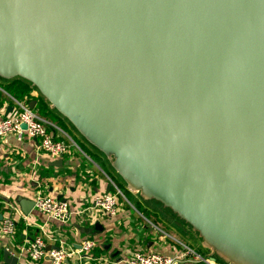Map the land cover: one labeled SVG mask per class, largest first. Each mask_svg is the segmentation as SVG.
Masks as SVG:
<instances>
[{
	"label": "water",
	"instance_id": "obj_1",
	"mask_svg": "<svg viewBox=\"0 0 264 264\" xmlns=\"http://www.w3.org/2000/svg\"><path fill=\"white\" fill-rule=\"evenodd\" d=\"M0 78L212 254L264 264V0H0Z\"/></svg>",
	"mask_w": 264,
	"mask_h": 264
},
{
	"label": "crops",
	"instance_id": "obj_2",
	"mask_svg": "<svg viewBox=\"0 0 264 264\" xmlns=\"http://www.w3.org/2000/svg\"><path fill=\"white\" fill-rule=\"evenodd\" d=\"M9 81L0 78V119L16 99L4 89ZM31 100L36 101L33 109L38 113L37 104L42 98L30 86L28 97L22 101L28 104ZM49 108L51 109L50 105ZM58 120L59 122L48 120L53 124V127H49L50 132L57 138L69 137L75 143L67 154L58 159H52L39 152L37 139L24 136L17 140L12 134L0 137V216L10 214L15 219L16 233L13 238L15 245L32 239L38 233L39 227L46 223L49 230L64 237L68 249H78L81 242L86 239L96 242L90 259L79 261L73 257L65 259L62 264H126L125 260L133 250L157 251L172 256L182 245L189 246L203 257H207L202 253L198 234L187 224L185 227L184 222L170 220L171 230L167 231L155 221L147 219L141 211L143 207L139 211L136 203H132L130 199H127L129 202H122L121 210L115 216L96 214L89 220L87 212L83 218L74 216L66 225L48 220L34 208L28 214H24L20 200H33L35 192L42 187L45 188V192L67 199L74 209L79 206L91 207L92 197L107 192L110 182L120 185L117 177L111 174L107 166L110 160L98 150L93 152L78 142V139L70 134L65 120L59 115ZM60 122L66 126L67 131L60 127ZM59 159L62 162L54 165L53 162ZM36 182L40 186H37ZM8 202L16 206L14 211L7 207ZM7 246H10L9 240L0 237V264H5L2 249ZM55 246V242L48 243L50 249ZM13 252L18 256L17 264H51L49 257L32 263L15 248ZM212 262L216 264L213 260ZM178 264L207 263L180 261Z\"/></svg>",
	"mask_w": 264,
	"mask_h": 264
},
{
	"label": "built area",
	"instance_id": "obj_3",
	"mask_svg": "<svg viewBox=\"0 0 264 264\" xmlns=\"http://www.w3.org/2000/svg\"><path fill=\"white\" fill-rule=\"evenodd\" d=\"M23 124L26 128H22ZM49 127H53V124L48 119L40 116L22 100L14 99L11 109L0 119V137L12 134L17 140H21L24 136L37 139V150L39 152L52 159H58L67 154L75 143L69 137H55L50 132ZM36 184L40 186L37 182ZM110 187V191L95 194L92 197L91 207L81 208L79 206L74 209L71 208L67 199L58 198L45 192V188L42 187L34 194L33 208L45 215L48 220L63 225L70 223L74 216L83 218L87 212L89 213V220H92L96 214L109 217L115 216L120 212L122 202L129 201L117 184L110 182ZM6 205L13 211L16 209L14 204L8 202ZM15 233V219L10 214L3 216L0 220V237L9 240L10 244L5 248L14 255L13 249L15 248L19 254H24L28 261L32 263L39 262L45 257L50 258L51 264H62L65 259L69 260L73 257H76L79 261L90 259L91 251L96 245L94 240L86 239L81 242L78 249H68L64 237L60 236L58 232L49 230L46 223L39 227L38 233L32 239L20 245L13 243ZM49 242H55L58 248H48ZM180 261H204L207 264H213L212 260L203 257L186 245H182L181 249L172 256L157 251L136 249L125 260L126 264H176Z\"/></svg>",
	"mask_w": 264,
	"mask_h": 264
},
{
	"label": "rangeland",
	"instance_id": "obj_4",
	"mask_svg": "<svg viewBox=\"0 0 264 264\" xmlns=\"http://www.w3.org/2000/svg\"><path fill=\"white\" fill-rule=\"evenodd\" d=\"M32 87V86H31ZM34 89V91L37 92V94L40 96V98H42L43 100H45L40 93L37 91V89L35 87H32ZM62 117V116H60ZM63 120H65V122L67 123V126L69 128L70 134L72 136H74L75 138L78 139V142H80L81 144H83L84 146L90 148L91 150H93V152H98L93 146H91L89 143H87L77 132L76 130L71 126V124L64 118L62 117ZM108 161V160H107ZM110 162V161H109ZM107 162V166H109V170L111 172V174H113L114 176L117 177V179L119 180V182L122 183V185H120L121 191L123 194H125V197H128L130 199V201L132 203H139L141 205V207H143L142 213L146 216L147 219L153 220L155 221L160 227H162L163 229L170 231V220H174L177 222H182L179 218H177L168 208L163 207L159 202L153 201V200H147L144 199L143 197L140 196L139 193L137 192H131L127 189V186L123 183V181L121 180V178L116 174V172L111 168L110 163ZM125 189H127V191L129 193H127L125 191ZM183 223V222H182ZM186 224L184 223V226ZM188 226V225H187ZM186 227V226H185ZM199 238V237H197ZM198 242L200 243V245L202 246L201 250H203V254H205L207 256L208 259L213 260L216 264H229L228 262L224 261L223 259H221L220 257H218L215 254H212L210 252V249H208L207 247H205L202 244V240L199 238Z\"/></svg>",
	"mask_w": 264,
	"mask_h": 264
},
{
	"label": "trees",
	"instance_id": "obj_5",
	"mask_svg": "<svg viewBox=\"0 0 264 264\" xmlns=\"http://www.w3.org/2000/svg\"><path fill=\"white\" fill-rule=\"evenodd\" d=\"M30 86L31 84L23 79H12L9 81L7 85L4 86V89L6 92L11 94L13 97L16 99H24L25 97H28L29 92H30ZM29 103V101H28ZM37 110L40 116L52 121V122H59L58 120V115L61 116L54 108H49V104L46 103L43 99L40 100L37 104ZM60 127L64 130L67 131L66 126L60 122ZM120 185L122 183L120 182ZM120 185L117 184L118 188L121 190ZM127 193V189H125ZM125 195V194H124ZM128 200L129 198L126 197ZM136 208L140 211L141 206L140 204L136 203L135 204Z\"/></svg>",
	"mask_w": 264,
	"mask_h": 264
}]
</instances>
